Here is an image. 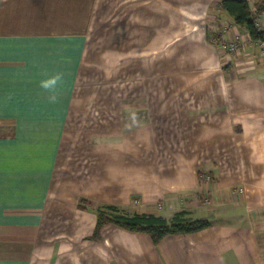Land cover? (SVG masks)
Masks as SVG:
<instances>
[{
	"label": "crops",
	"instance_id": "0c3cea01",
	"mask_svg": "<svg viewBox=\"0 0 264 264\" xmlns=\"http://www.w3.org/2000/svg\"><path fill=\"white\" fill-rule=\"evenodd\" d=\"M219 2L0 0V264H264V56ZM96 13L127 19L116 24L135 41L185 43L179 52L200 62L195 108L208 117H177V129L162 117L161 130H142L151 117L120 116L65 151ZM234 32L244 47L228 56L220 36ZM57 71L62 95L51 104L39 81ZM80 199L167 219L186 210L211 225L154 244L106 224L93 240L97 216Z\"/></svg>",
	"mask_w": 264,
	"mask_h": 264
},
{
	"label": "rangeland",
	"instance_id": "374dc122",
	"mask_svg": "<svg viewBox=\"0 0 264 264\" xmlns=\"http://www.w3.org/2000/svg\"><path fill=\"white\" fill-rule=\"evenodd\" d=\"M126 20L96 13L89 27L63 144L71 155L75 148L97 141L93 135L116 117L135 114L139 124L151 117L153 123L142 130H161L162 117H171V129H177V117H208V110L195 108L200 102L194 89L201 91L200 62L182 47L179 52L185 43L135 41L130 26L116 24ZM156 134L153 145L160 147ZM143 137L145 143L150 140ZM154 152L161 158V148Z\"/></svg>",
	"mask_w": 264,
	"mask_h": 264
},
{
	"label": "trees",
	"instance_id": "16d2710c",
	"mask_svg": "<svg viewBox=\"0 0 264 264\" xmlns=\"http://www.w3.org/2000/svg\"><path fill=\"white\" fill-rule=\"evenodd\" d=\"M256 13L252 15L247 0H220L219 7L227 13L235 23L243 27L253 40L264 38V33L257 30L254 21L264 11V0L256 3ZM253 16V17H252ZM212 34L207 31V38L211 40ZM78 208L92 210L97 216V221L91 239L100 238L101 228L106 224H114L129 231L147 233L154 244H158L165 236L170 234H188L207 228L211 225L208 219H193L186 210L176 211L171 218L150 213L128 211L113 203H98L93 205L86 199H80Z\"/></svg>",
	"mask_w": 264,
	"mask_h": 264
},
{
	"label": "built area",
	"instance_id": "2783aa9c",
	"mask_svg": "<svg viewBox=\"0 0 264 264\" xmlns=\"http://www.w3.org/2000/svg\"><path fill=\"white\" fill-rule=\"evenodd\" d=\"M257 1L258 0H247L252 15L256 13ZM254 25L257 30H260L264 33V11L260 16L255 18ZM220 37L221 40L219 44L222 47V49L225 51V54L228 56H234L244 47L245 38L242 36L240 32H234L232 37L230 38L224 36L223 34ZM253 41L258 46V49L260 50L261 54L264 56V38ZM210 178L211 177L209 175H206V179H210Z\"/></svg>",
	"mask_w": 264,
	"mask_h": 264
},
{
	"label": "clouds",
	"instance_id": "9594fccd",
	"mask_svg": "<svg viewBox=\"0 0 264 264\" xmlns=\"http://www.w3.org/2000/svg\"><path fill=\"white\" fill-rule=\"evenodd\" d=\"M64 75L62 72H55L54 74L47 75L46 78L39 81V87L46 94V99L49 103L55 104L58 102L62 95ZM130 119L135 122L136 116L132 114Z\"/></svg>",
	"mask_w": 264,
	"mask_h": 264
}]
</instances>
